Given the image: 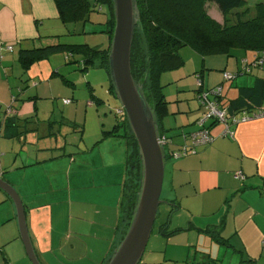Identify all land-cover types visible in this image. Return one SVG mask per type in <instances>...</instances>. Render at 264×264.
Segmentation results:
<instances>
[{"label":"crops","instance_id":"obj_1","mask_svg":"<svg viewBox=\"0 0 264 264\" xmlns=\"http://www.w3.org/2000/svg\"><path fill=\"white\" fill-rule=\"evenodd\" d=\"M86 16L84 13L78 19ZM90 17V21L84 19V24L89 22L87 23L89 29L93 30L94 26L90 23L93 17ZM107 21L102 33L106 35L103 41L108 46L112 39L110 31L113 25L109 14ZM66 26L59 17L54 0H0V176L18 190L22 201L25 202L29 232L42 264H103L104 261V264H107L120 241L122 228L116 226L115 231L108 238L107 246L103 248H100L96 242L78 241L73 244L72 250L79 249V252L73 255L65 246L66 239L72 238L74 232L72 223L67 228L55 230L53 208L50 211L43 204H35L39 190L27 187L33 170L43 164L42 161H38V157L42 153L41 150L46 149L45 146L39 147L36 137L59 132L67 138L73 129L79 130L76 129L77 126L71 125L75 122L64 116L65 112L60 110L62 107L64 109L65 104L71 107L70 103L74 98H64V104L54 99L53 112L46 119V116L40 113V106L36 104L40 99L38 92L34 96H29L37 99L35 108L29 105L23 110L22 104L18 106L17 101L26 99L23 94L30 89V81L34 79L49 77L52 79L61 76L69 91L74 86L72 81L74 78L68 79L62 69L56 68L60 67L57 65L61 63L52 61L50 58L52 54L34 63L26 71L19 60V53L22 49L43 46V38L67 37L72 35V31H74L73 35L77 34V27L72 30ZM93 31L96 33L95 29ZM86 44L96 46L90 42ZM8 45H13L12 51L7 49ZM257 53V50L241 46L233 47L228 51L208 53L209 56L212 54L219 56L215 66L210 67L220 68L221 71L217 73L218 75L208 73V76L204 72L206 66L204 54H202L204 56L202 68L199 69V56L192 53L190 60L193 59L196 64L188 74H184L190 77L187 82H183L184 76L178 68L161 74L160 81L164 86L165 99L168 101V114L160 121V126L170 140L167 151L177 150L184 145L192 148L193 141L190 134L198 130L197 120L202 115L198 99V93L202 88L210 90L221 86V96L218 100L230 114L240 115L242 107H249L248 110L253 111H264V86L257 93L260 97L259 101L242 95V88H254L258 80H264V62L245 70ZM83 56L76 53L69 59L66 57V63L70 64V61L82 59ZM77 66L80 71H85L84 73L91 67L104 69L109 75L108 92L115 95L110 73L100 65V60L96 59L85 70L82 69L83 63ZM226 72L231 74L230 78H225ZM198 75L203 78L202 86L198 84ZM84 77L88 78L87 86L91 99L89 103L91 105L103 103L104 99L97 93L98 83L95 82L94 77L92 78L91 72L84 74ZM41 82H46L45 85H48L52 80H41L40 84ZM104 84L106 83L102 81V86ZM172 84L175 85L166 88ZM35 85L38 88L39 83L35 81ZM241 98L245 101L242 107L228 108L234 100ZM7 108H12L9 111H13L7 113ZM13 114H16V118L6 121V116L11 117ZM11 120L15 121L14 125H10ZM209 127V133L213 138L210 143L192 148L187 156L180 159H169L171 161L165 167L161 198L168 208L170 207L171 214L185 208L189 221L185 224L183 222L173 224V220L164 222L158 233L151 235L142 264H163L171 261L168 257L162 258L159 262L154 261L157 259L154 254L163 249L167 251L172 245L178 250L200 252L199 262L189 258L184 260L179 258L182 259L183 264H220L222 250L225 256L229 257V263L221 260L222 264H264V114L233 124L229 129L224 122H210ZM177 128L178 130L175 131L174 129ZM171 130L174 131L169 134L168 131ZM106 131L108 129H104L103 133L110 136ZM61 134H59L60 139L63 138ZM20 143H22L21 148ZM64 143L74 146L68 139ZM81 147V144H78V148L82 149ZM59 149L62 154L63 147ZM71 151L70 149L68 153L71 154ZM70 164L78 166L79 174L78 171L76 173L78 189L87 186L90 188V196L99 197V202H92L90 205L92 207L97 205L105 211L109 210L110 206L115 209L121 197L123 198L125 182L128 179L126 161L121 167L112 166L111 170L105 169L104 173L102 170H94L96 165H100L94 161L91 168L93 177L83 176V171L86 170L85 164H79L77 161ZM240 170L244 172L243 179L237 177L236 173ZM94 172L99 174L94 176ZM113 173L117 174L116 179L112 178ZM102 174L109 177L106 178ZM121 185L122 189L117 190L115 186ZM101 190H105L103 192L109 195L102 202ZM178 220L181 221L180 218ZM82 233L87 235V232ZM153 236L155 243L149 246ZM204 237H207L206 243L210 242V247H217L215 248L217 253L209 250L206 256V253L198 249L200 240ZM176 238L181 241L176 242ZM52 253L56 254L54 259L50 256ZM0 264H32L20 233L16 205L2 188H0Z\"/></svg>","mask_w":264,"mask_h":264},{"label":"rangeland","instance_id":"obj_2","mask_svg":"<svg viewBox=\"0 0 264 264\" xmlns=\"http://www.w3.org/2000/svg\"><path fill=\"white\" fill-rule=\"evenodd\" d=\"M96 1L97 0H88L93 10L86 11V18L78 19L76 22L66 24V27L72 30L73 28L77 27V34L73 35L74 31H72V35H69L67 37L62 36L43 38L42 44L46 46L58 44L59 42H90L92 45L106 47L107 44L105 41H103L106 35L102 33V28H106V22L108 20V13L110 11V8L109 5L104 1H100L99 5H96ZM259 2H264V0H248L246 6L233 10L227 15L223 14L218 4L212 0L207 1L206 9L207 13L211 15L212 18L220 21L222 24L226 23L227 25L231 26L237 22V10H240L241 13H244V19L254 18L256 15L255 5ZM90 16L93 17L90 23L94 26L96 33H94L95 31H93L94 29H89V26L87 24L89 22H87L86 25L84 24V19H86V21L91 20ZM90 32L92 33V36ZM138 33H142L141 27L138 28ZM180 53L183 56L185 62L180 68H178V70L181 69L180 71L183 76L184 74H188V72H190L194 67V64H196L193 62V59L190 60V56L192 53L199 56V69L202 68L201 63L203 61V57L205 56L206 66L204 72L207 73L206 76H208V73H215L216 75H218L217 73L221 72L220 68L210 67L215 66L214 64L217 62L216 59L219 58L218 55L212 54L209 56L206 53L204 56H202V54H199V52L197 53L193 50L192 47L188 45L183 46L180 50ZM68 54V51H57L54 52L50 56V58L54 62L61 63V65H57L60 67L56 68L62 69L68 79L74 78V80H72L74 82V86L71 87V91L66 88L61 76L53 77L52 79H50V77L47 79H34L30 81V89L28 91H25V93L23 94L25 95L26 99H20L19 101H17V103L18 106H21V104L24 106L23 110H26L29 105L35 108V105L37 104L38 107L40 106L41 115L46 116V119L48 118L49 114L53 112L52 107H54V99L59 100L60 104H64V98H74L72 103H70L72 104L71 107L66 106L65 104V110L63 109V107L60 108V110L62 109L65 112L63 114L64 116L69 117L73 120V122L77 123L78 126L76 127V129H78L79 131H74V129H71L72 132L68 134L67 138H65L63 134L59 132H52L47 136L36 137L39 147L45 146L46 149L41 150L42 153L39 155L38 161H42L43 164L39 165L33 170L27 187L29 189L39 190V193L35 197V204H43L44 206H47L50 211L51 208H53L52 215L55 230L58 228H67L70 223H72L74 232L72 238L66 239L65 246L67 247V251L69 253L75 255L79 252V249L72 250L74 248L73 244L78 243V241H81L82 243H85L84 240L87 242L92 241V243L96 242L98 245H100V248L107 246L109 236L113 234L116 226L119 223L120 214L122 211V197L119 203L115 206V209L110 206V209L105 211L102 207L98 208L97 205L92 207L90 204L92 202H99V197L96 195L90 196V188L87 186H82L80 187V189H78L76 183V173L78 171V166L71 165L70 163H74L77 161L79 164H85L86 170L83 171L84 177H93V171L91 170V168L93 167L92 164L94 161L100 164L96 165L97 167H95L94 170H102V173H104L105 169L109 170L112 166L121 167L125 164L127 157V138L125 136L124 128H117L116 131L110 136H106V134L103 133L104 129L112 131L114 125H116L117 123V118L119 116L117 114V111L121 107V103L118 98L114 94L108 92V73L104 69L95 67H91L88 71H86V73L91 72L92 78H95V82L98 83V96L100 95L99 97H102L104 99V102L101 104L91 105L89 103V101L91 100L90 91L87 86L88 78L84 77V74L86 73H84L85 71H80V69L77 68L78 66L76 63H66L65 58ZM191 74L194 75L193 73ZM215 74H213V76H215ZM189 78V75H186L182 80H184L183 82H187ZM41 80H52V82L50 84L48 83V85H45L46 82H41L40 84ZM101 80L106 83L104 84V86H102ZM35 81L39 83L38 88L35 85ZM173 85L175 84L168 85L166 86V88ZM37 92L40 93V99H38V101L33 97L29 98V96H34L35 94H37ZM129 129H127V132ZM174 130L176 131L178 130V128ZM174 130L168 131V133L171 134ZM59 134H61L63 138L60 139ZM179 137L182 138L181 136ZM67 139L69 140V142H72L74 146H72L70 143L65 144L64 142ZM78 144H81V148L84 151L78 148ZM21 146L22 143H20V148ZM61 147H63L62 154L59 149ZM70 149L72 150L71 154L68 153ZM165 150H167V147L165 148ZM57 156H66L67 158L56 159L55 157ZM74 159H76V161H74ZM170 161L171 160L167 158V163ZM97 174L94 172V176ZM113 174L114 175L112 176V178H115L117 174ZM102 176H105L106 178L109 177L106 174H102ZM115 187L117 190L122 189V185ZM101 191L102 202V200L108 198L109 195H107L106 192H103L105 190ZM23 203L25 204L24 201ZM169 210L170 207L168 208L166 203H162L160 205L158 217L155 221L152 234L158 233L160 226L166 221L173 220V224H182V222L185 224L189 221V216L185 208L176 211L175 214H171V212L169 213ZM178 218H180L181 221H179ZM129 222V218L125 220V224L122 227L120 240L124 238L128 229V227L126 228L125 225L127 226ZM82 232H87V235L86 233ZM98 233L99 235H97ZM175 241L180 242L181 240L179 238H176ZM206 241L207 237H204L202 240H200L198 249L206 253V256L207 253H209V250L217 253V249H215L217 247H210V242L206 243ZM153 243H155V236L152 237L149 246H151ZM164 250L165 249L154 254L155 256H157V259L154 261L159 262L162 260V258L165 257L170 258L171 261H163V264H183L181 260H184L185 258L195 260L196 262H199L201 260L200 252L197 253L195 250H178L174 245L170 246L167 251ZM60 254L62 253L60 252ZM60 254L57 253V255L59 256ZM220 254L221 257L219 258V263H229V257L225 256L223 250ZM50 256L51 259H54L56 254L52 253L50 254ZM143 259H145V254L143 256ZM221 260L223 261L221 262Z\"/></svg>","mask_w":264,"mask_h":264},{"label":"trees","instance_id":"obj_3","mask_svg":"<svg viewBox=\"0 0 264 264\" xmlns=\"http://www.w3.org/2000/svg\"><path fill=\"white\" fill-rule=\"evenodd\" d=\"M58 8L59 17L65 24L76 21L86 11L93 10L88 0H54ZM104 1L109 5V17L113 22L111 35L115 28V15L113 0H97L96 5ZM209 0H137L139 20L136 25L135 36L131 51V68L134 78L143 85L147 99L155 109L160 134L163 128L160 121L168 114V101L165 99L160 76L164 71L180 68L184 58L180 53L183 46H190L201 54L228 51L237 46L264 50V2L256 3L254 18L244 19V13L237 10V22L231 26L214 19L207 13L206 3ZM216 2L223 14L227 15L233 10L247 5L248 0H212ZM108 22V21H107ZM106 22V24H107ZM141 27L142 33H138ZM112 38V37H111ZM112 40V39H111ZM111 42L108 46H90L88 44H54L30 49H22L19 60L24 70L43 59L48 58L57 51H68L74 56L83 54L82 59L72 60L71 63L87 69L88 65L96 59L100 65L109 71V54ZM69 59V58H68ZM81 62V63H80ZM264 80H258L254 88H242V95L259 101L261 87ZM113 88V87H112ZM245 104L243 98L234 100L228 107L238 109ZM11 107V106H10ZM10 108H7L6 112ZM249 109V107H242ZM8 113V112H7ZM117 123L112 131L117 128L125 129L127 138L126 171L128 179L125 182L122 211L118 228H122L125 220L132 216L141 179V158L137 140L131 131L124 111L117 113ZM16 114L6 116V121L15 119ZM15 121L11 120L10 125ZM72 126H78L75 123ZM127 129L128 132H127ZM174 210V209H173ZM129 223L125 227L127 228ZM105 261L103 262V264Z\"/></svg>","mask_w":264,"mask_h":264},{"label":"water","instance_id":"obj_4","mask_svg":"<svg viewBox=\"0 0 264 264\" xmlns=\"http://www.w3.org/2000/svg\"><path fill=\"white\" fill-rule=\"evenodd\" d=\"M115 28L109 54V73L116 97L121 103L139 147L141 180L128 229L107 264H140L149 243L161 198L167 155L160 143L155 109L147 99L143 85L131 68V51L139 20L137 0H113ZM0 188L13 199L23 243L32 264H42L29 232L26 208L18 190L0 176Z\"/></svg>","mask_w":264,"mask_h":264},{"label":"built area","instance_id":"obj_5","mask_svg":"<svg viewBox=\"0 0 264 264\" xmlns=\"http://www.w3.org/2000/svg\"><path fill=\"white\" fill-rule=\"evenodd\" d=\"M8 50H13V45L7 46ZM73 56L72 53H69L67 55L68 58ZM264 62V50L258 51V53L255 55V59L250 63L249 66L245 67V70H248L251 66H258L263 64ZM231 74L225 73V78H230ZM203 78L201 75H198V84L202 86ZM221 86H217L210 90L201 89L198 93V99L200 102V106L202 108V115L198 118V130L194 131L190 134L192 143V148L198 146V145H205L212 141V136L209 133L210 129V122L211 123H217V122H224L227 125V128L233 124L241 123L248 121L250 119H253L255 117H258L260 115L264 114V111H253L248 109H242L240 112V115L236 114H230L227 110V108L220 105V102L218 98L221 96ZM65 102H68V100H65ZM10 108L9 110H11ZM13 111V110H12ZM9 111V112H12ZM124 111L122 107L118 109V113ZM169 137L166 136L165 133L160 134V143L166 148L169 143ZM191 147H188L186 145L181 146L177 150H166L167 158L169 159H180L184 156H187L189 152L192 150ZM237 177L240 179L244 178V172L242 170L238 171Z\"/></svg>","mask_w":264,"mask_h":264}]
</instances>
